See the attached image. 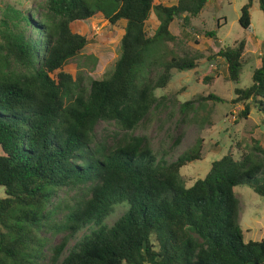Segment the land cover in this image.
I'll use <instances>...</instances> for the list:
<instances>
[{
    "label": "trees",
    "instance_id": "obj_1",
    "mask_svg": "<svg viewBox=\"0 0 264 264\" xmlns=\"http://www.w3.org/2000/svg\"><path fill=\"white\" fill-rule=\"evenodd\" d=\"M207 1L45 0L34 20L6 9L0 28V264H42L50 240L60 234L49 247L52 264H264V240L243 241L234 194V187L247 185L264 196V147L257 140L239 160L224 155L213 161L189 187L180 169L199 160L201 140L171 162L158 159L143 138L111 147L94 140L101 121L123 132L135 129L162 106L165 97L154 91L167 85L171 70L197 66L196 56L186 50L173 55L164 43L177 47L171 22L198 15ZM253 1L241 8L243 29L250 26ZM258 2L264 13V0ZM152 11L158 25L149 35L145 22ZM98 12L125 25L112 71L87 84L68 72L87 44L73 22ZM207 36L216 38L214 32ZM245 49L243 39L215 54L231 81L239 79ZM251 80L235 88L234 102L253 101L264 116V53ZM209 98L220 100L209 94L199 101ZM247 114L245 105L241 115ZM64 188L73 191L71 205L56 195ZM117 205L125 209L107 225ZM82 229L87 232L59 260Z\"/></svg>",
    "mask_w": 264,
    "mask_h": 264
},
{
    "label": "rangeland",
    "instance_id": "obj_2",
    "mask_svg": "<svg viewBox=\"0 0 264 264\" xmlns=\"http://www.w3.org/2000/svg\"><path fill=\"white\" fill-rule=\"evenodd\" d=\"M45 0H0V28L3 14L8 8H15L30 18L39 19L44 9ZM178 0H154L171 6ZM247 0H208L201 13L196 16L183 14L176 17L169 26L171 34L176 36L178 46L164 43L174 55H183L182 50L198 58L197 66L192 70H171V79L164 88L156 89L155 96H164L162 106L151 110L138 126L129 132H123L110 122H99L94 129V140L111 147L119 140L129 137L143 138L158 159L174 161L182 152L193 147L201 140L199 160L186 163L180 169V179L186 187L191 186L208 172L211 163L224 155H231L239 160L252 149V140H257L264 147V116L257 110L253 101L234 102L235 88H246L251 83V76L264 53V13L254 0L249 9L250 26L243 29L239 23L242 6ZM187 17V22L183 18ZM221 25L219 28L217 26ZM124 20L109 23L101 13H95L86 20L73 22L76 33L86 37L87 44L71 60L70 73L80 76L85 83L100 80L113 69L120 54L119 42L123 34ZM158 25L154 12L145 22V30L152 35ZM208 32H214L216 38H209ZM27 35L36 40L38 35L28 28ZM247 42L244 52V64L238 81L227 77L226 64L216 57L219 48L231 47L240 40ZM90 56V57H88ZM170 56H168L169 58ZM17 66H20L17 64ZM160 71L162 69H159ZM157 70L158 72H160ZM214 95L220 100L209 98L199 101V97ZM192 101L191 108H180L183 102ZM248 107L247 116H242ZM238 200V223L244 242L264 240V196L254 192L247 185L234 187ZM57 197L73 201V191L65 188L57 192ZM4 190L0 187V197ZM56 199L53 200V202ZM123 205H117L107 218L111 225L123 213ZM87 230L82 229L68 239L59 260L82 237ZM63 235H56L50 240L42 264H52L53 252L49 247L57 245Z\"/></svg>",
    "mask_w": 264,
    "mask_h": 264
},
{
    "label": "crops",
    "instance_id": "obj_3",
    "mask_svg": "<svg viewBox=\"0 0 264 264\" xmlns=\"http://www.w3.org/2000/svg\"><path fill=\"white\" fill-rule=\"evenodd\" d=\"M246 47H247V42H246Z\"/></svg>",
    "mask_w": 264,
    "mask_h": 264
}]
</instances>
